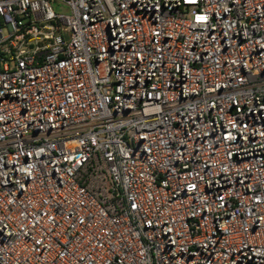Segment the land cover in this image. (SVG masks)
<instances>
[{
	"label": "built area",
	"instance_id": "obj_1",
	"mask_svg": "<svg viewBox=\"0 0 264 264\" xmlns=\"http://www.w3.org/2000/svg\"><path fill=\"white\" fill-rule=\"evenodd\" d=\"M0 264H264V0H0Z\"/></svg>",
	"mask_w": 264,
	"mask_h": 264
}]
</instances>
